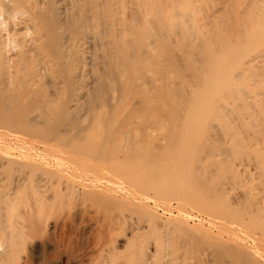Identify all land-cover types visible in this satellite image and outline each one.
I'll return each mask as SVG.
<instances>
[{"label":"bare ground","instance_id":"bare-ground-1","mask_svg":"<svg viewBox=\"0 0 264 264\" xmlns=\"http://www.w3.org/2000/svg\"><path fill=\"white\" fill-rule=\"evenodd\" d=\"M117 131L124 138L114 146ZM158 131L194 144L138 138ZM205 145L221 151L209 170L193 164ZM87 151L92 169L113 151L142 171L159 165L160 185L186 193L203 187L187 178L210 169L235 179L237 219L215 233L203 218L190 224L143 199L146 226L121 218V234L131 229L121 244L109 215L78 250L57 248L69 264H264L244 235L264 229V0H0V264L38 262L37 240L54 220L44 210L56 200L126 203V190L102 188L99 200L105 177L77 176L62 157ZM219 176L206 189L227 199ZM192 228L210 237L204 246L178 239ZM47 240L54 248L62 237Z\"/></svg>","mask_w":264,"mask_h":264},{"label":"rangeland","instance_id":"rangeland-1","mask_svg":"<svg viewBox=\"0 0 264 264\" xmlns=\"http://www.w3.org/2000/svg\"><path fill=\"white\" fill-rule=\"evenodd\" d=\"M176 125H178L180 127V125H182V124L181 123H176ZM155 136H156V138H155ZM155 136H151V135H147L145 133H141V134H139L138 138H139L140 141H142L144 143L151 142V141H153V139H155L159 143L168 142V141L171 142L172 141L174 146L177 145V144L180 145V143L194 144V142H191L190 140H187L188 138H185V136H181L180 134H177L175 136V138H173L172 140H169V137L167 136V134L162 132V131L156 132ZM112 138H114L113 139V145L117 146L118 143L121 141V139L124 138L123 137V132L117 131V132L111 134V139ZM201 142H202V140H201ZM205 146H201L200 149L197 151L198 153H196L194 158H193L194 159L193 160V164H195L196 166L197 165H201L203 163V161H204L205 164H207L206 166H208V165L210 166L211 162L209 163V159H210V161H211V159L215 160V158L218 157L220 152H221V151L220 152L218 151L219 153H216L214 150L210 149L209 146H206V147ZM209 150H210L209 153L213 154L215 152L216 154H214V156L213 155L211 156V154L208 153ZM113 152H116V151H113ZM113 152H111L112 156L109 155V156L106 157L107 159L112 158V159H110L112 161L109 160L110 163H108V161L107 162L105 161L106 162V164H105L106 166H104V167H93L94 172H93V169H92V167L90 165V164H92L95 161L92 158V153H90L91 157H89L88 151L86 153V155L88 154V157L84 156V154L83 155H74V154H67V155L63 154L62 155V157L65 160L73 161L72 165L70 166V169L71 170L73 169L72 171L74 173H76L77 176H79V175L81 176V174L82 175L83 174H89L92 177V174H95V175L98 174L100 176V178H104L105 177L102 180L101 185L98 186V188H97V189L101 188V189H99L100 191L99 190L96 191V192H99L97 194L98 197L100 196L99 194H101V193L103 194V193H106L108 191H109L108 192L109 194L111 193V196L113 194L117 195V196H120L121 192H123L122 190H124V193L127 191L126 193H127L128 199L126 200V203L124 202L125 204L124 203L120 204V203L111 202V207L109 206L110 210H108L109 208H108L106 203L103 202L104 204H106V206H105V205H103L102 201H100V203H99L98 200L94 201L95 199H97V197H93L95 199L91 198V199H93V201H92L91 199L88 200L89 198L86 200L87 197L85 195H84L85 198H83L84 196L82 197L83 200H79V198H78L77 200L74 201V203H73V201L71 203L70 200H69V202L64 200V204L60 203L61 204V206H60V204L57 203L58 200H56L57 201V202H55L56 204L54 203L56 207H54V204H51V205H53L52 207H51V205H49L48 208L45 207L44 214L47 213L48 211L50 212V210L52 208L53 211L51 212V215L54 218V220L53 219L51 220L52 216L49 213V217L51 216V218H50L51 221L50 222H51L52 226L50 227L48 232H46V234L48 233L47 237L49 238V236H51V235L61 236L62 237V241L60 243H58L54 248H52L51 246H47V243H48L47 239L48 238L46 237V234H45L44 237L43 236H42V238L40 237L41 239L37 238L38 239L37 243L41 247V251H40L41 253L39 254L38 262H35V264H39V263L40 264H49V263H51L53 261H56V262H58L60 264H69L70 262L67 259L68 258L67 255L63 254L62 256H60V255L57 256V254L55 253L56 250H58V249L59 250H61V249L63 250L64 249V251H65V250H68V248L69 249L78 250L79 248L82 247V245H84L83 241L86 239V237L87 238H92V237L96 238V237H98V235H101L102 232H103V231H101V229L103 227L101 228V227H99V225H101V223L103 222L102 220H104L106 217L108 218L109 215H111L110 217H112L111 221L113 219L112 222H114V223L116 222L118 224L117 225L115 223V225H114L116 227L115 228L116 231L118 230L117 232L115 231L114 233H116V234L118 233V235L120 236V237L118 236V240H119V242L121 244H123L124 241L127 239L126 237H128V235L130 234L131 229H129V230L127 229L124 234L123 233L121 234V230L119 231V223H120V221H123L122 219H126L127 218L128 220L130 219L129 221H132V220L134 221V219H135V220H138L140 223L138 221L137 222L139 224H141L142 226H146L147 225V223L145 221L146 219H144V217H142V214L140 212L142 207H143V206L140 207V204L142 203L143 199L146 200V201L149 200L151 202V205L157 204V210L160 213H162L163 215H165V216L168 215L169 216V213H170V210H171V211H173V213H174L176 218H178V219H184L185 218L188 222H190V224H194L195 220L197 221V219L203 218L206 228L211 226L212 229L215 230V233L218 232V229L221 226L230 228V226H231L230 223L231 222H229V221H231L232 219H237V218L234 217V214H235L234 209L231 208V204H229L230 202H228V201H231L233 199V196H234L233 193L236 195L239 192V190H240V186L237 187V185H236L237 183L236 184L233 183V181L235 180L234 178H233L234 180L231 183V180L227 179V180H229V181H227L226 179H224L223 176L220 177L219 174L216 173L219 176V178H220L219 181H222V182L224 181V183H225V186H226V188L228 190L227 194H226V195H228V198L225 199L227 196L223 197V198L222 197L218 198V196H216V194H215V196H214L215 198H214L213 197L214 193L212 194V192H210L206 188H207V186L208 187L212 186V184H210V183L213 180L215 181V179H213V178L215 176L217 177V175L213 174L214 177L212 178V173L214 171L212 172V169H210L212 173L209 172V171H205V172H207L209 174L211 173L210 177L212 178V180H210V178L208 176L209 174L205 175L206 176V179H205V178H203L205 176L197 175L198 173H203V171L205 170V169H200L202 167L199 166L200 170L197 169L196 171L198 173L195 172L196 175H197L196 178L194 177L195 174H193L194 176L191 175V177H189L187 179L188 180L190 179V181H192L193 184L195 183V184H198V185H202L203 187L200 188L201 186H199V189H196L195 191H193V194H192L191 191H189V192L187 191V193L190 194V196H191L190 197L189 194H187L186 191L183 188H180V187H176L175 188L174 185H168V186H165V187L160 185L161 184L160 181H159L160 180V174H159V172L157 173L159 165H158V168H157V166H154V168L150 169V170L144 169L142 171V169H140V168H138L136 166H134L135 167V169H134L133 166L128 165L129 162L128 163L127 162L126 163L123 162L122 159L125 158L124 156H122L118 152L113 154ZM207 154H209V157L207 156ZM75 156H76L77 159L81 158L85 162L87 161V165H90V166H88L86 168L87 165H84V166L81 165L83 167L82 168L79 163H76L77 160H74ZM93 156L95 158L96 154H94ZM106 158H105V160H107ZM143 158H145V157H143ZM207 159H208V162H206ZM114 160H116V161H114ZM74 162H75V164H74ZM114 162H116V163H114ZM117 162H118V164L121 165V166L119 165L120 167L117 166ZM111 163H112V165H114V164L115 165L112 166ZM122 166H124V167H122ZM128 166L132 167L134 169V171H133L132 168L129 169ZM164 166H165V164H164ZM201 166L204 167V164H202ZM209 166L206 169L209 170ZM90 167H91V169H90ZM81 168H82V170H81ZM136 168H138V169H136ZM155 168H157V169H155ZM210 168H212V167H210ZM90 170L92 172H90ZM138 170H140L141 172L140 171L138 172ZM142 172H143V174H142ZM78 173H79V175H78ZM135 173H136V175H135ZM134 177H136L135 180H133V181L130 180V178L134 179ZM207 178H209V179H207ZM138 180L141 181V182H139ZM215 182H217V179H216ZM212 183L216 184L214 182H212ZM195 186H197V185H195ZM102 188L105 189L106 192H104L105 190H103ZM193 188H195V187L193 186ZM89 189H92V188H89ZM97 189H95V190H97ZM116 190L118 192H116ZM119 190L121 192H119ZM92 192L93 191L91 190V194H92ZM108 193H106V194H108ZM89 194H90V192L88 193V197L91 196ZM86 195H87V193H86ZM151 196H152V199H150ZM229 198H232V199L229 200ZM223 199H225V201L227 200V202L230 205V207H229V205L227 206L226 202H224ZM99 200H102V199H100V197H99ZM33 201L34 200H32V202ZM37 201H39V198H37L36 202ZM36 202H33V204H35ZM112 203H115V205H113ZM101 204L103 206H101ZM80 205H82V206H80ZM53 207H54V209H53ZM105 207L108 208V209H106ZM171 207H173V208L171 209ZM75 208H76V210H75ZM21 209H22V207H21ZM70 209H72V210H70ZM79 209H81V210H79ZM85 210H87V212ZM83 212L85 214L87 213L84 217H83V215H84ZM163 212H165V213H163ZM263 212H264V210H263ZM47 214H45V215L47 216ZM56 216H57V218H56ZM105 220H107V219H105ZM233 225L235 226V224H233ZM117 227H118V229H117ZM260 230H262V231H260ZM247 232H249V233H244L245 236L251 235V237L254 238V243H255L254 246L255 247L254 246L253 247H254V250H255L254 251L255 255L258 253L256 256L257 257L259 256L258 258L259 259L261 258L260 260L264 261V229H257V227H256V229H251L249 231L247 230ZM49 233L50 234L52 233V234L50 235ZM81 235H83V236H81ZM89 235H90V237H89ZM93 235H95V236H93ZM80 237H81V240H80ZM181 237H186L188 239L189 238L193 239L195 241V243H197L196 246H200V247L204 246L205 242L208 239H210V237L205 236L203 233H200L199 230H195V229L188 230L187 232L182 233L180 236H178V239H181ZM80 244H81V246H79ZM120 247H122V246H120ZM181 247H183V246H181ZM52 252L55 253L56 256ZM123 254H124V256H125V254L127 255V253H125V252ZM47 255H48V257H47ZM122 255L120 257H122ZM44 257L45 258L47 257V258L44 259ZM120 257L118 259H123V257L122 258H120ZM86 262L88 263V261H86Z\"/></svg>","mask_w":264,"mask_h":264}]
</instances>
